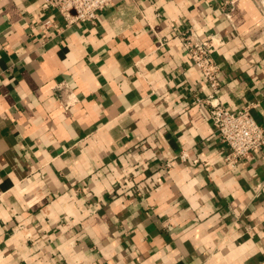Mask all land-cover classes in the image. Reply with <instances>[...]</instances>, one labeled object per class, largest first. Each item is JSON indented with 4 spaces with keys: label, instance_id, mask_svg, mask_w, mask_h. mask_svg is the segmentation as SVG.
<instances>
[{
    "label": "crops",
    "instance_id": "obj_1",
    "mask_svg": "<svg viewBox=\"0 0 264 264\" xmlns=\"http://www.w3.org/2000/svg\"><path fill=\"white\" fill-rule=\"evenodd\" d=\"M42 3L0 0V264H264V150L225 162L186 47L224 41L216 97L264 128L257 0Z\"/></svg>",
    "mask_w": 264,
    "mask_h": 264
},
{
    "label": "built area",
    "instance_id": "obj_2",
    "mask_svg": "<svg viewBox=\"0 0 264 264\" xmlns=\"http://www.w3.org/2000/svg\"><path fill=\"white\" fill-rule=\"evenodd\" d=\"M116 1L118 0H43L41 7L49 14L59 13L69 27L75 24H95L100 13ZM257 3L261 17L264 18V0H257ZM44 28H54V21L51 18L46 20ZM223 45L221 38L211 35L197 43H188L186 47L194 66L211 90L206 103L211 106L210 119L217 138L229 148L224 160L235 167L241 162L251 161L257 153L264 150V128L254 119L249 107L232 112L216 97L221 69L214 55L219 53ZM196 101L201 102L199 99Z\"/></svg>",
    "mask_w": 264,
    "mask_h": 264
}]
</instances>
